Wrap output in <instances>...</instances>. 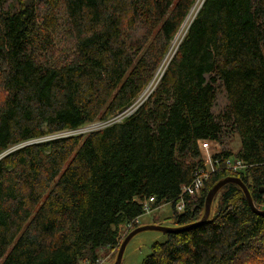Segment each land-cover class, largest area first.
I'll return each mask as SVG.
<instances>
[{
    "label": "trees",
    "instance_id": "16d2710c",
    "mask_svg": "<svg viewBox=\"0 0 264 264\" xmlns=\"http://www.w3.org/2000/svg\"><path fill=\"white\" fill-rule=\"evenodd\" d=\"M5 1L0 264H99L150 198L156 210L172 206L171 227L193 224L228 177L240 178L264 210V0H204L158 85L118 121L110 120L136 104L198 0H13L15 13ZM62 38L70 47L56 58ZM217 84L228 98L219 120ZM99 121L109 123L35 142ZM225 125L249 167L216 170L198 196L189 187L203 167L200 143L221 141ZM217 197L204 224L164 233L141 264H264V215L236 184Z\"/></svg>",
    "mask_w": 264,
    "mask_h": 264
},
{
    "label": "rangeland",
    "instance_id": "374dc122",
    "mask_svg": "<svg viewBox=\"0 0 264 264\" xmlns=\"http://www.w3.org/2000/svg\"><path fill=\"white\" fill-rule=\"evenodd\" d=\"M203 1L204 0H198L197 3L195 4L190 15L188 16L190 18H189L187 24L185 25L184 29L182 27L181 30L179 31V33L177 34L175 40L172 43L170 51L167 53V55L165 56V58L161 62L160 67L158 68L155 75H153L154 78H153L152 82L149 84V86L146 89H144L145 91L142 93V95H140L141 97L139 96L137 101H135L136 107L141 104L140 102L145 101L148 98V96L150 95V93L158 85L161 75H163V72H165V69L167 68L171 57L176 52L179 43L181 42V40L185 36L184 34H186V32H187V29L191 23V20L196 15V13H197L198 9L200 8ZM4 8H5V11H7L9 13H15V11L18 8V4L15 3V1H13V0H6L4 3ZM42 9H43V7H42ZM42 9H41V12H42ZM56 13H58L60 25H64V22H66V15L64 12V8L63 7L60 8L58 10V12H56ZM55 46L56 47H55L54 55L56 56V58H61V52L68 49L70 47V43L68 42L67 39L62 38L61 40L56 42ZM209 78H210V76H207V79H209ZM215 88H216L217 98H216L212 112H213L215 118L217 120H219V117L226 111V108L228 106V98H227V94H226L225 89L223 87H221L220 84L219 85L217 84L215 86ZM103 124H105V123L99 121V122H95V123H92L89 125H85V126H83V128L79 129V131L76 133L87 134L90 131H93L95 129H98V128L100 129L101 127L104 126ZM218 143H219L218 144L219 148L221 150H223L224 152H230L231 151L234 154L233 155L234 157H235V154L239 151L240 145H241L238 135L235 134L231 130L229 125L224 126V131H223L221 141H219ZM201 155L203 157V154H201ZM207 155L208 154H205V156H207ZM218 202H219V197H217L215 199L213 206L211 207L212 208V215H214V213L217 210L216 207L218 206ZM172 214H173L172 206L170 204H162L161 206H159V208H157V210L154 209L150 213L144 214L142 216V218L140 219V223L138 226H141V227L142 226L171 227L173 221L170 217L172 216ZM128 233H129L128 225H126L122 229L121 239L124 240V237H126L128 235ZM123 240H122V242H123ZM166 240H167V236L164 233L157 232L154 230L144 231V232H141V233L135 235L129 241L125 251H123L124 254H123L122 264H141L143 262V260L151 254L152 245L155 242L164 243ZM119 249H120V247L118 249H115V250L109 249V250L99 252L100 253L99 254V257H100L99 264H115ZM249 264H251V262Z\"/></svg>",
    "mask_w": 264,
    "mask_h": 264
},
{
    "label": "built area",
    "instance_id": "2783aa9c",
    "mask_svg": "<svg viewBox=\"0 0 264 264\" xmlns=\"http://www.w3.org/2000/svg\"><path fill=\"white\" fill-rule=\"evenodd\" d=\"M142 102H140V103H142ZM135 108H136V106L134 105L131 109L127 110L123 114L118 115L117 117H114L110 121L120 120L124 116L130 114L131 111H133ZM104 123L105 124H103V125L105 126L109 123V121L104 122ZM95 130H97V129H95ZM78 131L79 130L64 132L62 134L51 136V137H46L45 139L38 140L35 142H42V141L50 140V139H53L56 137H61V136H71V135L81 134V133H76ZM90 132H92V131H90ZM218 144H219L218 142H215L212 144V142L210 143L208 141L200 143V149H201V152L203 154V157H202L203 167L197 169L194 181L191 184V187H189V188H191L192 192L198 196H199V194L202 193V190L204 189L205 182L209 178L210 174L214 173L216 170L223 169V170L230 171L232 173H239L240 174V173H244L247 170V168L249 167L243 160L237 159L236 157H229V158L220 159L218 157V155L221 154V152L223 150H221L219 148ZM205 154H208V155L205 156ZM186 189H188V188H186V187L183 188V193L186 191ZM152 203H154V197L150 198L148 201H146L144 203L145 214L150 213L152 210H154L152 208ZM183 208H185V205H184L183 199L181 198V201L177 204L176 209L178 212H183V210H184ZM141 218L142 217H138L133 222L129 223L128 224V231H133L134 229H136V226L139 225Z\"/></svg>",
    "mask_w": 264,
    "mask_h": 264
},
{
    "label": "water",
    "instance_id": "95a60500",
    "mask_svg": "<svg viewBox=\"0 0 264 264\" xmlns=\"http://www.w3.org/2000/svg\"><path fill=\"white\" fill-rule=\"evenodd\" d=\"M161 77H162V75H161ZM227 184H236V185H238L243 190V192H244V194H245V196L247 198V201L249 203V206L251 207L253 212L258 214V215H264V210H259L255 206L247 186L240 180V178L228 177V178H225V179L221 180L220 182H218L208 192V194L206 196V201H205L204 216L202 217V219L200 221H198L196 223H193V224H189V225H185V226H181V227H174V228L173 227H165V226H142V227L139 226L138 228H136L133 231H131V233H129L128 236L122 242V244L120 246V249L118 251V256H117L115 264H122V259H123V254H124L123 251H125L128 243L132 239V237H134L135 235H137V234H139L141 232L148 231V230H154V231L162 232V233H178V232H183V231L190 230V229L196 227L197 225L199 226V225L204 224L210 217V214H211V208L210 207H212V203H213V200H214L216 194L219 192V190L221 188H223Z\"/></svg>",
    "mask_w": 264,
    "mask_h": 264
},
{
    "label": "bare ground",
    "instance_id": "6f19581e",
    "mask_svg": "<svg viewBox=\"0 0 264 264\" xmlns=\"http://www.w3.org/2000/svg\"><path fill=\"white\" fill-rule=\"evenodd\" d=\"M194 12H195V11H194ZM191 16H192V15H191ZM189 18H190V17L187 18L186 23H185L184 26H183V29H184L185 25L187 24ZM214 143H215V142H214ZM126 237H127V236H126ZM123 241H124V240H123Z\"/></svg>",
    "mask_w": 264,
    "mask_h": 264
}]
</instances>
